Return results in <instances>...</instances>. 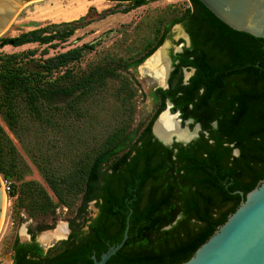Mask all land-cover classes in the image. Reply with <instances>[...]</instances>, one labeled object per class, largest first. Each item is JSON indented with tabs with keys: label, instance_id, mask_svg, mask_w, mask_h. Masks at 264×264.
Masks as SVG:
<instances>
[{
	"label": "trees",
	"instance_id": "16d2710c",
	"mask_svg": "<svg viewBox=\"0 0 264 264\" xmlns=\"http://www.w3.org/2000/svg\"><path fill=\"white\" fill-rule=\"evenodd\" d=\"M127 3L125 13L147 0H103ZM170 22L180 24L190 47L172 57L167 90L151 96L157 111L139 132L130 131L136 91L116 68L96 66L78 78L70 65L94 47L81 45L36 58V50L0 55V114L16 136L20 107L35 118L51 112L59 119L78 114L81 104L101 91L107 81L120 83L121 119L105 137L94 141L90 153L71 169L43 174L55 198L34 181H21L12 140L0 125V175L13 177L9 198L30 219L51 216L61 206H79L68 221L70 234L54 253L44 251L31 233V243L17 239L11 246L12 264H93L92 256L127 240L106 264H183L238 207L241 196L264 178V40L233 31L196 0ZM85 17L1 37L0 48L35 44L60 47L81 27ZM169 29H165L167 32ZM124 65L137 68L160 46ZM177 61V63H174ZM194 69L183 83V70ZM64 71L61 73V71ZM172 104L184 123L199 124V136L187 145H162L151 127ZM215 124V126H214ZM238 155L234 156L233 151ZM97 215L87 223V207ZM86 227L85 230L83 228Z\"/></svg>",
	"mask_w": 264,
	"mask_h": 264
},
{
	"label": "rangeland",
	"instance_id": "374dc122",
	"mask_svg": "<svg viewBox=\"0 0 264 264\" xmlns=\"http://www.w3.org/2000/svg\"><path fill=\"white\" fill-rule=\"evenodd\" d=\"M7 1L17 7V11L0 38L16 37L34 29L76 21L81 17H85V20L74 35L56 49L35 44L20 48L4 46L0 48V55L36 50L38 58L45 49L47 54L44 57H52L81 45H92L94 48L90 52L78 63L68 67L73 77L78 78L96 66L116 68L121 77L130 81L136 91L129 130L139 133L147 125L158 108L151 92L161 85L144 69L145 63L129 69L124 68V65L142 57L167 28L168 34L154 55L165 45L166 57L169 51H177L184 45L180 43V40L185 38L182 27L179 24H169L190 7L187 0H147L145 5L127 13L124 12L127 3L103 0H19L21 5H17L13 0ZM63 72L62 70L61 73ZM119 88V81H107L101 91L81 104L78 114L63 119L52 115L51 112H44L40 118H35L20 107L22 118L16 128V136L10 133L0 114V125L12 140L16 151L19 179L42 185L55 201L43 180V174L51 171L59 175L71 169L90 153L94 141L113 130L122 114L117 96ZM1 180L10 184L15 182L13 177L4 179L0 175V188L3 192L0 264H12L10 256L14 240L27 242V234L35 233L38 228L43 230L35 234L36 242L44 251L56 252L59 243L67 239L68 232L59 240L50 239V235L59 226L67 228L68 221L75 216L79 202L77 201L72 209L59 206L51 216L30 219L19 208L16 198H9L4 193ZM87 215L90 218L96 216L93 203L88 205Z\"/></svg>",
	"mask_w": 264,
	"mask_h": 264
},
{
	"label": "water",
	"instance_id": "95a60500",
	"mask_svg": "<svg viewBox=\"0 0 264 264\" xmlns=\"http://www.w3.org/2000/svg\"><path fill=\"white\" fill-rule=\"evenodd\" d=\"M13 1L17 5H21L19 0ZM196 1L233 31L264 40V0ZM16 11L17 7L11 5L9 1L0 0V36L10 24ZM183 34L187 44H189L188 36L184 32ZM169 69L171 70V68ZM193 73L194 70L191 69L185 74V83ZM160 87L166 89L167 84L165 83L164 86ZM171 107L172 104L167 103L166 109L153 122L151 133L164 146L187 145L199 136L200 126L195 124L190 129L189 125L193 123L192 120L185 121L184 126H182L181 120L178 119L179 114L177 112L172 114L170 112ZM165 113L176 119L180 130L186 128L193 135L188 140H178L175 136L166 139L159 138L154 132V126ZM233 155L237 156L238 151L234 150ZM238 194L241 196V201L236 210L227 216L226 221L183 264H264V178L245 195L241 192ZM2 201L3 192L0 188V217ZM126 240L127 229L124 231L122 241L117 246L109 247L106 252L100 255L99 259L95 256L91 257L93 264H106ZM12 258L11 255L10 259L12 260Z\"/></svg>",
	"mask_w": 264,
	"mask_h": 264
},
{
	"label": "bare ground",
	"instance_id": "6f19581e",
	"mask_svg": "<svg viewBox=\"0 0 264 264\" xmlns=\"http://www.w3.org/2000/svg\"><path fill=\"white\" fill-rule=\"evenodd\" d=\"M167 45L146 61L144 69L158 84H163L168 73L169 64L166 57ZM165 85V84H164ZM161 85V86H164ZM155 134L162 139L175 136L178 140H188L193 134L186 128L180 130L174 117H169L166 113L157 120L154 126ZM66 234L65 226H59L51 235L50 239L59 240ZM53 237V238H52ZM47 239V238H46ZM45 240V239H44ZM48 240V239H47Z\"/></svg>",
	"mask_w": 264,
	"mask_h": 264
},
{
	"label": "flooded vegetation",
	"instance_id": "af4514ba",
	"mask_svg": "<svg viewBox=\"0 0 264 264\" xmlns=\"http://www.w3.org/2000/svg\"><path fill=\"white\" fill-rule=\"evenodd\" d=\"M179 25H180V24H179ZM180 26H181V25H180ZM181 27H182V26H181ZM182 29H183V27H182ZM183 32L188 36V34L185 32L184 29H183ZM167 34H168V31H167V32H166V31H163L160 37L164 36V37L166 38V35H167ZM159 39H160V38H159ZM159 39H158V40H159ZM188 39H189V44H187L185 38H184V39L182 38V39L180 40V43H181V44H184V45H181V47H179V48L177 49V51H169V53L167 54V61H168V64H169V68H171V70L168 69V73H169V75H168V73H167L168 78H167V76H166L164 83H163V84H160V85H164V84L166 83V84H167V88H168V80H169V77H170L171 72L173 71V60H172V57H173V56H176L177 54L182 53V51H183L184 48H188V47H190V38H189V36H188ZM158 40H157V42H158ZM164 40H165V39H164ZM164 40H163V41H164ZM157 42H156V43H157ZM156 43H155V45H156ZM155 45H154L152 48H154ZM158 47H159V46H158ZM158 47L155 49V51H154V52H153V53H152V54H151V55H150V56H149V57H148L143 63H146V61H147L148 59H150V58L154 55V53L156 52V50L158 49ZM152 48H151V49H152ZM149 50H150V49H149ZM143 63H142V64H143ZM174 63H177V61H175ZM190 70H191V69H189V70L184 69V70H183V83H185V82H184V73H185V72H189ZM193 70H194V69H193ZM192 75H193V74H192ZM192 75H191V76H192ZM191 76H190V77H191ZM188 80H189V79H188ZM188 80H187V81H188ZM157 88L163 89V88H161L159 85H158ZM157 88H155L154 90H156ZM167 88H166V89H163V90H167ZM154 90H153V91H154ZM153 91H152V92H153ZM152 92H151V93H152ZM167 103H170V102H169V101H165V109H166V107H167ZM171 108H172V107H171ZM171 108H170V109H171ZM165 109H164V110H165ZM164 110H163V111H164ZM163 111H162V112H163ZM170 112H171V111H170ZM160 113H161V112H160ZM177 113L179 114V112H177ZM172 114H173V113H172ZM157 117H158V116H157ZM178 119H180V118H179V115H178ZM180 120H181V119H180ZM181 125L184 126V123L181 122ZM190 125H191V124H190ZM190 125H189V126H190ZM198 125H199V124H198ZM191 129H192V128H191ZM92 203H93V206H94V208H95L94 202H92ZM87 208H88V207H87ZM95 209L97 210V213H98V209H97V208H95ZM97 213H96V215H97ZM86 218H87V220H88L87 223H86V225H88V224H89V220H90V219H93V218L88 217V215L86 216ZM65 229H66V234H67V232H68V235H69V234H70V230H69V227H68V223H67V228H66V226H65ZM85 229H86V227L83 228V230H85ZM67 230H68V231H67ZM66 234H65V236H66ZM27 236H28V241H27V242H24V243H21V244H29V243H31V239H32V237H31V233L27 234ZM65 236H64V237H65ZM64 237H63V238H64ZM67 237H68V236H67ZM63 238H62V239H63ZM19 243H20V242H19Z\"/></svg>",
	"mask_w": 264,
	"mask_h": 264
},
{
	"label": "built area",
	"instance_id": "2783aa9c",
	"mask_svg": "<svg viewBox=\"0 0 264 264\" xmlns=\"http://www.w3.org/2000/svg\"><path fill=\"white\" fill-rule=\"evenodd\" d=\"M1 184L4 189L5 194H8L10 191V183L5 180H1Z\"/></svg>",
	"mask_w": 264,
	"mask_h": 264
}]
</instances>
